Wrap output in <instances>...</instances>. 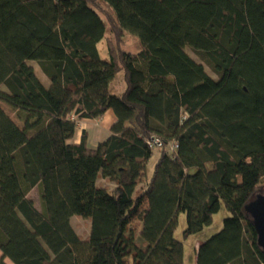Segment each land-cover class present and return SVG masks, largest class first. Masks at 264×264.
<instances>
[{"label": "trees", "instance_id": "obj_1", "mask_svg": "<svg viewBox=\"0 0 264 264\" xmlns=\"http://www.w3.org/2000/svg\"><path fill=\"white\" fill-rule=\"evenodd\" d=\"M0 102L23 123L0 105V264H184L181 213L187 238L223 204L196 264H264L245 210L264 190V0H0ZM109 109L106 140L74 142Z\"/></svg>", "mask_w": 264, "mask_h": 264}, {"label": "rangeland", "instance_id": "obj_2", "mask_svg": "<svg viewBox=\"0 0 264 264\" xmlns=\"http://www.w3.org/2000/svg\"><path fill=\"white\" fill-rule=\"evenodd\" d=\"M107 35L108 36L113 35V33L111 31V26H109ZM124 40H125L124 47L128 50L135 51L139 46V43L136 40V38L129 35V34H125ZM100 49H101V56L103 58H106L108 56V53H107V47H106V41L105 40H103L100 43ZM185 49L187 51L189 50L190 54L194 58H196L199 61L201 60L199 58V56L195 52L192 51L190 46H186ZM30 63L32 65L34 64L35 67H37L39 74L43 75V72H42L40 66L38 65V63L36 61H30ZM206 68H207L208 72L213 77L217 78V74L211 69V67L206 65ZM118 76L122 77V73L119 74ZM0 105L7 112V114L19 126L23 127V123L19 120L16 113L8 105H6L3 102H0ZM160 154H161L160 149L154 150V155L148 164V177L149 178H151L153 173H154L155 166H156V163L158 161ZM104 184H106V182H104ZM144 184H145V181L142 183V185H144ZM107 186H109L110 188H114L116 186V184L114 182H110V185L107 184ZM29 198H31L35 202V204L38 208H41L38 188H35L29 194ZM230 215L231 214L228 211L226 205L223 204L221 210L217 214H215L214 221L211 225L205 227L202 231L185 238L184 237V230L187 227V215H186V213H181L180 218H179V226H178L177 231H176V237L179 238L180 240H182L184 243V247H185L184 264H196V246H197V244H199V243L202 244L203 242L208 240L210 237H212L214 234L218 233L223 227L224 219ZM71 223L74 226V228H76L77 231L83 236H86L88 234L89 226L91 228V221L90 220H85L84 218H81L80 216H77V215L72 217ZM0 254H2L1 250H0ZM6 261L9 264H13L9 259H6Z\"/></svg>", "mask_w": 264, "mask_h": 264}, {"label": "crops", "instance_id": "obj_3", "mask_svg": "<svg viewBox=\"0 0 264 264\" xmlns=\"http://www.w3.org/2000/svg\"><path fill=\"white\" fill-rule=\"evenodd\" d=\"M38 63V62H37ZM39 65V63H38ZM37 75L43 81V83L48 86L50 84V79L43 72V75L39 74L37 67L33 64ZM40 66V65H39ZM41 68V67H40ZM121 74V73H120ZM126 88V82L122 73V77L117 76L116 80L111 85V89L114 93H121ZM117 116L112 109H109L105 115L98 119H81L78 122V130L74 142L79 143L82 139V133L86 132L88 138L87 142L90 147H97V145L106 140L111 135V128L116 123ZM99 184L106 186L110 185V181L104 178L99 179ZM106 182V184H104ZM201 243L197 244L196 250Z\"/></svg>", "mask_w": 264, "mask_h": 264}, {"label": "water", "instance_id": "obj_4", "mask_svg": "<svg viewBox=\"0 0 264 264\" xmlns=\"http://www.w3.org/2000/svg\"><path fill=\"white\" fill-rule=\"evenodd\" d=\"M247 215L251 217L257 232L258 245L264 252V190L254 201L246 205Z\"/></svg>", "mask_w": 264, "mask_h": 264}, {"label": "built area", "instance_id": "obj_5", "mask_svg": "<svg viewBox=\"0 0 264 264\" xmlns=\"http://www.w3.org/2000/svg\"><path fill=\"white\" fill-rule=\"evenodd\" d=\"M148 144L150 145V147L154 148V147H161L163 146V142L161 141V139L159 138H152L148 141ZM178 147L177 144H173L171 145V149L174 150Z\"/></svg>", "mask_w": 264, "mask_h": 264}]
</instances>
